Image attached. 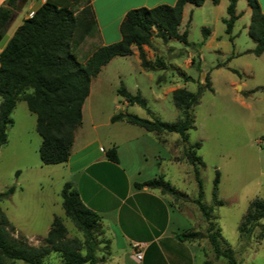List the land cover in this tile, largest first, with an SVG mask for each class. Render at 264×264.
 Returning a JSON list of instances; mask_svg holds the SVG:
<instances>
[{
	"label": "rangeland",
	"instance_id": "obj_1",
	"mask_svg": "<svg viewBox=\"0 0 264 264\" xmlns=\"http://www.w3.org/2000/svg\"><path fill=\"white\" fill-rule=\"evenodd\" d=\"M32 1L27 0L14 13L0 47L17 25L28 18ZM246 8V1L239 0L236 9ZM214 9L207 3L193 15L187 36L193 43L190 46L173 39L166 43L159 38L152 39L144 50L155 64L154 70H143L132 56H118L90 84L83 106L81 139L97 135L103 145L109 141H126L140 130L124 121L107 123L110 115L129 112L142 118L154 116L174 122L178 119L171 94L175 88L196 91L207 73L212 86V90L203 92L193 109L194 128L188 131L186 142L175 133L147 132L151 140L156 138L164 147L155 143V157L149 156L146 163L138 158L134 161L135 166L143 167L144 175L151 178L163 175L180 192L176 199L168 198L181 220L177 227H170V233L193 231L198 236L191 242L172 239L176 246L166 240L162 251L154 246L145 250V244L141 263L134 259L133 245L131 251L125 252L116 245L110 249L109 243L106 262L97 264H171L173 255L181 257V264H229L226 258L215 256L206 238L208 223L196 204L198 188L192 166L185 160L187 146L196 141L201 143L197 155L204 162V167L196 165L202 181L201 202L210 208L211 219L233 250L236 264H264V239L258 240L259 227H254L248 236L241 237L238 233L249 202L256 197L264 198V54L256 56L249 51L255 43L247 33L250 17L246 14L236 20L231 41L224 38L218 45H198L203 38L202 28L214 23ZM180 72L191 80L185 82ZM120 86L131 94L138 92L146 100L150 113L138 104H124L117 92ZM11 118L7 141L0 147V191L10 186L15 190L0 207L14 226L15 235H21L31 245H41L51 224V220L48 222L51 213L63 218L69 237L78 235L64 217L61 198L64 182L57 176H47L51 166L39 167L41 138L35 129L36 116L29 112L24 101H17ZM148 146L153 147L152 143ZM176 158L180 164L171 162ZM215 169L219 171L217 198L224 201L221 206L212 205ZM17 171H21L20 178ZM97 255L100 257L101 253ZM58 262V256L51 253L44 264ZM15 264L26 263L16 261Z\"/></svg>",
	"mask_w": 264,
	"mask_h": 264
},
{
	"label": "trees",
	"instance_id": "obj_2",
	"mask_svg": "<svg viewBox=\"0 0 264 264\" xmlns=\"http://www.w3.org/2000/svg\"><path fill=\"white\" fill-rule=\"evenodd\" d=\"M204 1L177 0L174 5L132 9L121 21V40L102 45L89 0H46L32 17L23 19L0 51V147L7 141V128L13 123L11 113L16 102L24 101L29 112L36 116L35 129L41 138L38 148L41 163L53 165L66 162L71 154L75 131L82 123V107L89 95L90 82L101 67L114 57L131 55L132 48L136 47L140 67L145 71L154 70L155 64L147 58L144 46L149 47L153 38L165 43L173 39L185 47L192 45L187 40V28L182 32L178 30L182 7L185 3L200 6ZM210 1L217 4L219 0ZM236 1L229 0L227 17L222 19L224 32L230 40L233 25L239 17L235 11ZM245 1L251 10L247 33L255 43L249 51L258 56L264 54V11L257 0ZM22 5L20 0H6L0 6L2 37L14 13ZM208 33V28L203 27V38L198 45H203ZM180 74L185 82L191 80L184 72ZM206 90H212L208 73L204 82L198 83L196 91L175 88L171 94L178 119L174 122H165L154 116L142 118L129 112L113 114L110 121H124L154 134L175 133L182 142H186L188 131L194 128L193 109ZM117 92L127 104L135 103L147 109L146 100L138 92L131 94L123 86ZM200 145L199 141L189 144L185 160L192 166L197 184L196 204L208 223L206 238L215 256H222L229 264H236L233 250L211 219L210 208L200 200L202 181L196 166L204 167L196 152ZM105 155L110 162H118L114 146L106 149ZM218 183L219 171L215 169L212 189V205L215 206L224 204L217 198ZM135 186L158 189L161 194L174 199L180 195L163 175L135 183ZM14 190L15 187L10 186L0 191V204L9 199ZM61 198L64 217L71 222L78 235L69 237L63 218L54 215L43 243L38 246L29 244L21 235H15L14 226L0 207V264H15L16 261L44 264L51 253L58 256L57 264L106 262L110 241L100 237V216L83 203L71 182L64 183ZM260 220L263 223L259 224ZM256 226L259 227L258 240L264 239V198L259 197L249 202L238 233L241 237L248 236ZM197 236V232L193 231L175 234L181 242H191ZM98 253H101L100 257Z\"/></svg>",
	"mask_w": 264,
	"mask_h": 264
},
{
	"label": "crops",
	"instance_id": "obj_3",
	"mask_svg": "<svg viewBox=\"0 0 264 264\" xmlns=\"http://www.w3.org/2000/svg\"><path fill=\"white\" fill-rule=\"evenodd\" d=\"M5 1L0 0V6ZM176 1L89 0V3L99 30L102 45H108L121 40L120 24L128 11L139 7L152 8L162 4L174 5ZM257 1L262 11H264V0ZM238 2L239 0L236 1V6ZM32 3L34 10H36L43 2L37 0ZM207 3H211L215 7V19L214 23H209V33L203 45H218L224 41V38L227 41H231L232 38L230 40L229 36L224 32L225 25L222 22V19L227 17V14H224V10L228 5V0H219L217 4H213L210 0H205L200 6L185 3L182 7V16L178 27L179 32H182L185 28L188 30L189 23L195 12L207 5ZM235 11L239 17L245 14L250 17L251 14L248 6L244 11H238L235 7ZM233 28L230 34L231 37H233ZM14 30L7 36L0 47V51L6 45ZM189 43L193 44L192 42ZM145 48L146 46H144ZM132 50L133 53L126 57L132 56L139 63L136 47H133ZM117 58L119 57L112 58L107 64L102 66L91 82L99 79L102 70ZM189 59L191 60V58L187 60ZM124 104L127 103L124 101ZM111 116L108 117L107 123H124L122 121L111 122ZM82 125L81 123L75 131L71 154L66 162L53 165H44L40 162L39 167L43 169L42 167L51 166L52 169L48 170L50 171V174H47L48 177L54 178V176H57L64 183H72V187L79 193L83 203L100 216V227L102 230L100 237L109 239L110 249L112 245H116V247H120L126 252V250L131 251V245L143 243L144 245L146 244L145 250L154 246L162 251L166 240L172 241L171 243L175 245L172 239L178 241L175 237L177 233H170L169 229L173 225L174 227L180 225L181 220L179 213L170 205L168 200L170 196L161 194L158 189L135 186V183H141L151 178L147 174L144 175L142 173L143 167L135 166V159H142L146 163L149 156L155 157L154 151L157 149L155 143L161 147H164V144L158 142L156 138L151 140L143 128L127 123V125H131L130 127L140 129L136 132V135L123 142L109 141L107 145H103L97 135H94L93 138L81 139L83 134ZM149 143H152L153 147L148 146ZM111 146L116 149L117 163L110 162L105 155L106 149ZM171 162L180 164V161L175 159H171ZM20 176L21 171L18 173V178ZM52 218L53 213L50 214L48 222L49 220L52 221ZM172 257L174 262L171 264L182 263L181 257L178 258L179 256L174 255Z\"/></svg>",
	"mask_w": 264,
	"mask_h": 264
},
{
	"label": "built area",
	"instance_id": "obj_4",
	"mask_svg": "<svg viewBox=\"0 0 264 264\" xmlns=\"http://www.w3.org/2000/svg\"><path fill=\"white\" fill-rule=\"evenodd\" d=\"M37 0H34V2H36ZM42 1L43 3L46 1V0H40ZM33 2V1H32ZM30 2V5H29V11H28V18L32 17V15L34 14V8H33V3ZM134 248H135V251H134V259L135 261L137 262H140L142 259H143V248L145 247L143 243H135L134 245Z\"/></svg>",
	"mask_w": 264,
	"mask_h": 264
},
{
	"label": "water",
	"instance_id": "obj_5",
	"mask_svg": "<svg viewBox=\"0 0 264 264\" xmlns=\"http://www.w3.org/2000/svg\"><path fill=\"white\" fill-rule=\"evenodd\" d=\"M22 4H24L27 0H20ZM2 39V36L0 35V40Z\"/></svg>",
	"mask_w": 264,
	"mask_h": 264
}]
</instances>
